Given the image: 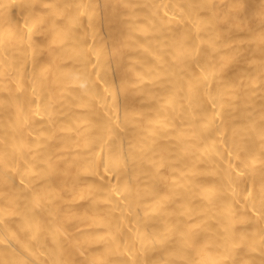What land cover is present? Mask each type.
<instances>
[{
    "label": "bare ground",
    "instance_id": "bare-ground-1",
    "mask_svg": "<svg viewBox=\"0 0 264 264\" xmlns=\"http://www.w3.org/2000/svg\"><path fill=\"white\" fill-rule=\"evenodd\" d=\"M0 264H264V0H0Z\"/></svg>",
    "mask_w": 264,
    "mask_h": 264
}]
</instances>
